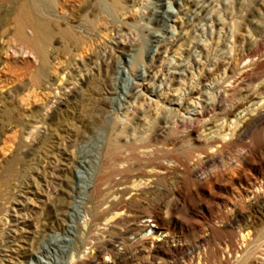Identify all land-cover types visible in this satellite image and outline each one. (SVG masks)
Listing matches in <instances>:
<instances>
[{"label": "rangeland", "instance_id": "rangeland-1", "mask_svg": "<svg viewBox=\"0 0 264 264\" xmlns=\"http://www.w3.org/2000/svg\"><path fill=\"white\" fill-rule=\"evenodd\" d=\"M101 1L0 5L48 54L0 81V264H264V0Z\"/></svg>", "mask_w": 264, "mask_h": 264}, {"label": "bare ground", "instance_id": "bare-ground-1", "mask_svg": "<svg viewBox=\"0 0 264 264\" xmlns=\"http://www.w3.org/2000/svg\"><path fill=\"white\" fill-rule=\"evenodd\" d=\"M87 1L88 0H0V5L10 3L9 4L10 8H12L13 10L17 9V10L21 11L22 26L23 25H31V27L33 29V30H26V29L22 28V33H23L26 41L30 40L31 42H34L35 39L41 38L40 40H43V42L46 43L45 41H46L47 37H44V35H48V33H49L48 32L49 31L48 26L50 25L49 21H50L51 16H53L55 13H58L60 16H64L68 13V11H71V10L79 7L81 4H84ZM99 2L100 3H98V4L102 3L101 0H99ZM5 20H6V18H5ZM5 20H2V19L0 20V48L2 50V52L0 53V67H2V69H1L2 71L0 70V81H4V83L6 81H9V82H11V84H12V82H18L17 84H19V82L21 83L22 75L25 73V71H24V73L22 71V69H23L22 64H24V66H25V67L23 66L24 69L25 68L30 69V66L37 64V63L38 64H46L48 62V58H47L48 54L46 53V55H45V52H44V55L40 54V52L37 50V48L36 47L33 48L32 46L29 45L28 42H24V44H22V42L18 43L15 41V39L9 38L8 37L9 35L12 36V35H14L13 34L14 32L16 33L19 25L17 23V24H14L13 27H11V26L8 27L9 24L7 25V21H5ZM59 32L61 34L66 33L65 30H63V31L60 30ZM4 37H5V39L7 37V40L4 39L5 40L4 41L2 39ZM74 40L77 41L75 38H74ZM145 76H146L145 73L142 71L135 73L134 79L136 80V82H134L132 80L133 82H132L131 86L136 85L137 87H140V86L143 87L144 83H140V81L145 79ZM122 93L124 94V97H122V99L120 101H116L117 102L116 111L118 114H120L119 112H121L122 108H125V107H122L123 105H125V104L128 105L127 98L130 97V95H131V94H129L128 91H124V90L122 91ZM116 100H118V99H116ZM187 108H188V106H186V110H187ZM4 111H5L4 116H6L5 117L6 119H10L13 117V111L11 109L7 108ZM241 111H242V109L240 110V112ZM196 114H202V113L197 112ZM13 118H15V117H13ZM98 120H99V118H98ZM95 125H99V124L96 122ZM222 128L223 127L218 126V128L216 130L221 132L223 130ZM218 131L214 130L215 135L217 134ZM217 137H218V135H217ZM215 139L216 138H213V141L216 142ZM106 141H108V140L106 139ZM110 141L107 142L106 149L103 152V155H104L103 157L110 155L112 152L113 145L111 144ZM10 143H11V141H10ZM79 154L80 155L78 156L77 162H79V163L88 162V155L86 154V152L84 150H82V153H79ZM103 172L104 171H102V169L98 170L96 173V176L97 177L101 176L103 174ZM91 190L93 192H97L99 190L97 182L93 184V186L91 187ZM96 213L97 212L95 209L93 214H96ZM68 227L69 226H67V228L65 229V232L69 234L71 232L68 229ZM60 240L64 241L66 239L61 238ZM53 242H54V240L51 239L50 244H55V242L54 243Z\"/></svg>", "mask_w": 264, "mask_h": 264}]
</instances>
